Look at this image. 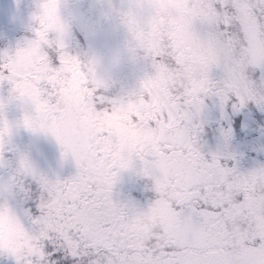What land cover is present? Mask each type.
I'll list each match as a JSON object with an SVG mask.
<instances>
[{"label":"snow or ice","instance_id":"obj_1","mask_svg":"<svg viewBox=\"0 0 264 264\" xmlns=\"http://www.w3.org/2000/svg\"><path fill=\"white\" fill-rule=\"evenodd\" d=\"M53 2L43 5L46 15ZM197 5V17L152 48L154 71L142 81L143 94L132 105L120 106L129 116L130 144L138 147L158 137L154 185L168 239L163 246L142 242L112 216L113 182L98 162L103 157L105 166L124 165L115 141L106 134L76 138L71 133V97L113 103L95 93L89 69L66 53L53 67L39 46L21 49L0 65V81L8 80L17 97L32 105L24 126L51 132L62 155H71L77 166L75 175L58 179L46 192L41 215L33 221L38 233L31 234L18 220L11 242L0 243V251L13 255L17 264H42L50 241L56 259V249L64 248L73 257L91 249L102 252L106 264H264V167L242 175L215 156L206 159L194 122L203 96L214 89L241 105L251 99L264 103L244 72L264 66V16L258 17L246 0H197ZM197 19L217 25L223 39L198 36L192 30ZM221 63L228 77L217 88L209 73ZM8 131L6 121L0 124V138Z\"/></svg>","mask_w":264,"mask_h":264},{"label":"clouds","instance_id":"obj_2","mask_svg":"<svg viewBox=\"0 0 264 264\" xmlns=\"http://www.w3.org/2000/svg\"><path fill=\"white\" fill-rule=\"evenodd\" d=\"M48 2L46 0L45 3ZM62 3L63 0L50 3L49 7L53 9L50 15H46L42 8L37 15L35 28L36 32L40 31L43 35L40 38L36 36L24 49L39 46L45 52V49L53 48L63 42L69 25L99 43V47L91 51H81L78 59L91 72V87L95 93L113 103L96 104L87 96L70 98L67 110L72 115L71 133L76 138L106 134L115 141L114 147L123 157L124 165L115 168L105 166L103 157L98 162V166L108 173L113 185L123 171L136 170L137 160L141 162L138 174L154 181L160 150L158 137L150 136L138 147L134 146L121 137L116 122H110L107 116L113 112L124 116L126 112L120 106L132 105L143 94L141 68L151 55L152 48L175 35L188 21L197 17V0H135L127 15L112 17L118 26L119 35L106 31L99 22L91 21L87 15H74L67 21L62 19ZM22 101L29 105L25 117H31V103L24 99ZM128 123L126 119L119 121L122 125ZM22 162L23 172L40 180L45 192L54 188L58 179L48 178L36 165ZM20 179L19 175L13 174L0 180V216L4 217L0 243L4 245L10 243L18 231V224L8 221V213L15 207ZM110 203L113 218L140 236L142 242L160 246L168 243L163 211L157 199L147 208L116 202L112 198Z\"/></svg>","mask_w":264,"mask_h":264},{"label":"flooded vegetation","instance_id":"obj_3","mask_svg":"<svg viewBox=\"0 0 264 264\" xmlns=\"http://www.w3.org/2000/svg\"><path fill=\"white\" fill-rule=\"evenodd\" d=\"M20 1L0 0V4L13 5L14 2ZM30 2L35 4L40 12L46 0H30ZM89 2L91 4L93 3V12L88 10L86 0H63L60 7L61 18L67 21L74 15H87L91 21L99 22L106 31L111 32V29H113L119 35L118 26L112 17H123L129 12H114V15L110 19L107 17L105 21H102L96 12L94 2L92 0H89ZM102 2L106 8V2L104 0ZM14 14V11L0 7V65L5 63L9 57L14 56L17 51L27 47L29 42L36 38L37 32L35 26L30 29L26 27L15 28L13 25L7 26L15 18ZM82 34L85 39L80 40L79 35L74 31V27L69 25L63 42L58 43L51 49H45L51 66H59V58L62 53L76 58L79 57L81 51L74 52L73 39L80 40L79 44L81 45L82 51H88L85 42L91 44L96 43L99 47L97 41L94 42L84 32ZM210 94H214V92L212 91ZM73 97L79 98L80 95H74ZM238 109L242 110L241 108ZM30 110L33 114L32 107ZM27 111H29V105L17 97L13 91V85L8 80L0 81V124L6 121L9 125V131L0 138V180L7 179L13 174L19 175L21 179L17 189H25L23 195H17L15 207L12 210L13 212L9 210L8 221H15L18 224L19 220L28 232L37 234L39 225L34 224L33 221L41 215L40 205L46 197V192L40 180L34 179L29 174L23 172L21 168L22 161L36 165L48 178L62 181L75 175L77 166L71 155L64 158L61 145L51 132L39 129L32 130L24 126V118ZM247 114L256 120L258 131H253L254 125L252 122L244 123L243 121L240 124V129H237L236 137L234 138L235 143L229 150H224L225 154L220 155L218 158L222 166L233 169L236 173L239 172L241 174L245 173L243 168L246 164L250 167H256L257 164L264 166V118L261 115H255V113ZM107 119L110 122H116L119 132L127 126L119 124V121L124 119L119 112L109 114ZM223 163L226 164L223 165ZM140 166L141 162L137 160L136 170L128 169L123 171L117 180L131 178L132 171L135 172L134 180L142 177L138 174ZM145 178V180L141 179L135 184L124 181L119 187L113 186L111 198L114 201L117 196L128 193L133 188L130 184L135 185V193L138 195L139 202L142 201L143 196L146 194H158L155 191L154 181L150 178ZM118 183L121 184L119 181ZM3 223L4 217L0 216V229H2ZM49 243L52 244L51 241ZM65 254L69 258H77L73 257L69 251H66ZM14 258L7 251H0V260H14Z\"/></svg>","mask_w":264,"mask_h":264},{"label":"rangeland","instance_id":"obj_4","mask_svg":"<svg viewBox=\"0 0 264 264\" xmlns=\"http://www.w3.org/2000/svg\"><path fill=\"white\" fill-rule=\"evenodd\" d=\"M107 2H108V7H109L108 10L111 12V14L113 16L114 12H116V11H118V12L125 11V8L128 9V11H131L132 8H133L135 0H107ZM19 14H20L19 12H16L15 15H14L15 16V18H14L15 25H20V24L22 25L24 23L26 26H28L29 22L36 21L37 15H38L35 12H31V13L25 14L24 16H22V15L18 16ZM192 30L198 36H200L201 38L204 37V35H203L204 27L203 26L200 27V22H198V19L193 22ZM201 30H202V32H201ZM111 32H113V31L111 30ZM206 38L207 39H219V38H213L212 36H210L208 34H206ZM86 47L88 49H95V48L98 47V45L96 43H92L91 44V43L87 42V46ZM78 51H82L81 47H79V50H77V52ZM262 68L264 69V66H262ZM244 72H245L246 77L248 78L249 68L246 67L244 69ZM151 74H152L151 73V66H148L146 64V61H145L143 66H142V68H141V75H142V77H145L146 75H151ZM217 75L222 76V78L224 80L227 79L228 72H227V69H226V67L224 66L223 63L219 64L218 66H213L212 67V69L210 71V74H209V79L213 78V77H215ZM263 85H264V82H263ZM261 90L264 91V88H261ZM256 111H260L259 108ZM233 117H234V119L237 118L236 116H233ZM249 120L254 125L253 126L254 127L253 131H258V127L256 126V120H254L253 118L252 119L250 118ZM194 122L197 125V129H196L197 145L200 142H204L205 129H206V131L208 130L209 132H211V131L218 132L221 135H223L224 134V130H226V133H225L226 137L228 139H232L233 138V136H231L230 129L226 128V127H228V119H227V116L225 115L224 112H219L217 114V116H210V117H208L206 119V123H210V124L214 123L215 124V126L212 125L211 128H210V126H204L205 121H204L200 111L194 117ZM244 123H248V118L247 117L245 118ZM203 147H205V146L203 145ZM209 152L210 153H215V151H212V150H209ZM261 167H264V166H259L258 165L257 168L253 169L252 171H255V170H257V169H259ZM134 173L135 172L132 171V177L129 178V179L126 178L125 181L131 183V181L134 180ZM118 181L121 182L120 180H117L116 183L113 185L114 187H119L122 184V182H121V184H119ZM130 186L133 187L134 189H132V190L130 189L129 192H134L135 191V185L130 184ZM24 192H25L24 188H19V190L17 189V195H19V196L23 195ZM50 246H48V251H47V253H45V259L42 262V264H46V262H47V264H50V263L54 262V260L56 261V264H71L70 263V258L68 257V255L65 254L66 251H68V250H66L64 248H57L56 251L58 252L59 258L56 259L49 252Z\"/></svg>","mask_w":264,"mask_h":264}]
</instances>
